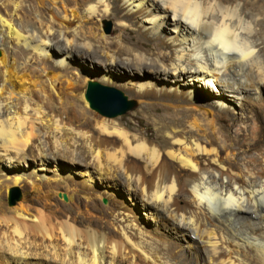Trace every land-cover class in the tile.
<instances>
[{"label": "bare ground", "instance_id": "1", "mask_svg": "<svg viewBox=\"0 0 264 264\" xmlns=\"http://www.w3.org/2000/svg\"><path fill=\"white\" fill-rule=\"evenodd\" d=\"M257 3L10 0L12 13L0 12V27L36 58L19 63L5 50L0 58V162L66 161L85 178L71 193L94 201L92 182L101 191L123 188L164 232L150 233L128 202L101 208L93 224L55 210L51 199L25 197L14 207L0 204V264H264V24ZM24 4L33 16L25 22ZM108 17L118 21L115 40L102 28ZM229 31L255 49L248 60L219 46ZM75 57L94 68L69 71ZM89 82L115 87L141 109L130 119L90 112ZM202 87L219 97H199ZM141 115L153 122L145 131L131 125ZM34 180L27 183L36 190Z\"/></svg>", "mask_w": 264, "mask_h": 264}, {"label": "rangeland", "instance_id": "2", "mask_svg": "<svg viewBox=\"0 0 264 264\" xmlns=\"http://www.w3.org/2000/svg\"><path fill=\"white\" fill-rule=\"evenodd\" d=\"M259 1H260V3H259ZM255 3H257L256 9L259 12L258 22H262L264 24V0H255ZM28 9H29L28 4H24V7H23L22 13H21L23 21L24 20H26V21L31 20L33 17V16H31L32 14L28 11ZM0 12L4 13L6 17L7 16L10 17L9 14L12 13V6L10 4V0H0ZM18 22H21V21L18 20ZM258 25H259V23H258ZM108 26H109V30L107 31ZM117 27H118V21L114 17H108L102 21V28H103L104 32L107 34V36H109L108 37L109 40H115L116 37H114V36L116 35ZM261 28H262V26H261ZM257 29L259 30L260 27L257 26ZM132 35H135V34L132 33ZM257 35H258L257 37H262L260 33H258ZM152 48H153L152 46L149 47V49H152ZM4 50L8 53L10 58L16 59L17 62H19V63H24V62H26V60L28 58H32L33 56H34V59L36 58V56L33 55L34 53H32L30 50L26 49L24 46L16 45V42H14L12 39L8 38L6 35V32L3 31V29H1V27H0V58L3 57ZM74 59H75V61H74ZM74 59H73L74 64L68 69L69 71L78 70V71H81L83 74H85L94 68V66L91 63H86V62L82 63L81 59H79L78 57H75ZM75 64H76V67H75ZM48 65L53 67L54 69L57 68L54 65V63H52L51 61H48ZM96 68H100V70H103L101 67L96 66ZM1 70H2V65L0 64V71ZM66 72L67 71H65L63 74H67ZM87 85L85 88V93H86ZM113 88H115V87H113ZM202 88L203 89H200V88L197 89V93H198L199 97H200V95L203 97H207V98H209V101H211V100L213 101V99L215 97H219L218 93L216 91H214L213 88H205V87H202ZM199 90H200V92H199ZM122 93L128 100H131L133 102V106L129 110L124 112L123 114H119L120 116H117V117H123V118L130 119L131 114H136L141 109V105L134 98L126 95L124 92H122ZM84 98L86 99V97H84ZM73 102L77 105V107L83 106L80 102H78L76 100H73ZM89 107H90V105H89ZM89 111L100 113V112L92 109L91 107L89 108ZM104 115H106V114H104ZM106 116H108V115H106ZM141 116H140L141 118H137V120H131V125L145 131L149 127L148 125L149 124L152 125L153 122H152V119L146 117V115H141ZM111 118H114V117H111ZM159 118H161V116ZM227 118H229V119L233 118V114L228 113ZM161 119L165 120V115H162ZM229 119H226L224 121V124L226 126V131L229 134H231L232 128L230 126V120ZM151 128H152V126H151ZM154 128L155 127L153 126V129ZM22 162H23L22 160L14 162L13 165L10 167H8L4 163L0 162V170H1V172H0V175H1V177H0V204H3L4 206H6L8 208L17 206L18 203L21 202L25 197H28L29 199H38V198L44 199V200L45 199H51L52 204L55 205L54 206L55 210L64 211L66 213L68 212L69 214L71 213L74 217H78L79 219H83L86 222L97 224L98 222H100V220L98 218L101 217V215H100L101 208H107L108 209L109 207H111V204H113V205L115 204L116 207L117 206L119 208L123 207L125 209V207H126L125 205L127 202H128L127 203L128 205L132 206V203L130 202V200H128V197H127L126 193L124 192L123 188L118 189L117 191H109L107 189H103L101 191L100 186H102V185L100 182L99 183H95V182L93 183L92 182L91 185L89 184L90 186H92L95 189L96 195L92 196V199H94V201L88 200L84 194H80V196H79V195H76L74 193H71V189H69L71 184H76V185L80 186L81 182L85 181L84 180L85 178L84 177L82 178V176L79 173L73 172V169H74L73 166L71 164L67 163L66 161H58V162L52 161V163L50 165H48V167L47 166L46 167L41 166L40 161L35 157L34 158L29 157V158L25 159L24 164ZM63 170H64V172H62ZM32 173H34L35 175H33ZM57 173L59 174V176H57ZM20 174H21V177L23 179H25V181L21 184H16L15 178ZM37 174L44 176V179H40L39 176L36 178L35 176ZM34 178L36 181L34 180ZM30 179L31 180L33 179L35 181V183H37L36 185L38 186V188L36 190L31 189L30 185L27 183V182L31 181ZM50 180L52 182L51 185L53 188V192H51L52 194L51 193L49 194V192H47L49 189L47 187H45L46 183L49 182ZM67 189H69V190L67 191ZM39 192H40V194H39ZM14 193L18 194V199L12 203L11 201H12V197H13ZM70 194L74 196L72 201L69 199ZM120 195H121V197H120ZM57 200H59V201H57ZM95 200H96V202H95ZM95 203L97 204V207H95V205H96ZM132 209H133L132 213L138 219H140V221L142 220L143 222L148 224V226L150 228V233L159 234V233L164 232V229L156 230L157 228L154 226L155 222L157 221L156 216H152V217L150 216L149 217L145 214L143 215L142 211H140V209L136 206H132ZM80 212H82V213H80ZM136 212H137V214H136Z\"/></svg>", "mask_w": 264, "mask_h": 264}, {"label": "water", "instance_id": "3", "mask_svg": "<svg viewBox=\"0 0 264 264\" xmlns=\"http://www.w3.org/2000/svg\"><path fill=\"white\" fill-rule=\"evenodd\" d=\"M85 97L91 108L108 116L123 114L133 106V102L128 100L120 90L96 82L88 83ZM17 199L18 194L14 193L11 202Z\"/></svg>", "mask_w": 264, "mask_h": 264}, {"label": "clouds", "instance_id": "4", "mask_svg": "<svg viewBox=\"0 0 264 264\" xmlns=\"http://www.w3.org/2000/svg\"><path fill=\"white\" fill-rule=\"evenodd\" d=\"M230 40L226 43H220V47L225 53H236L242 60H248L254 55L255 49H252L247 41L242 40L238 35H232L229 31Z\"/></svg>", "mask_w": 264, "mask_h": 264}, {"label": "snow or ice", "instance_id": "5", "mask_svg": "<svg viewBox=\"0 0 264 264\" xmlns=\"http://www.w3.org/2000/svg\"><path fill=\"white\" fill-rule=\"evenodd\" d=\"M171 3H173V6H176L181 3V0H170ZM222 38L221 36H218V39Z\"/></svg>", "mask_w": 264, "mask_h": 264}]
</instances>
